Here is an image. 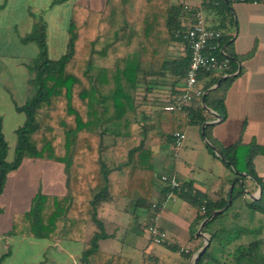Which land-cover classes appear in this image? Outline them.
<instances>
[{
  "label": "trees",
  "instance_id": "16d2710c",
  "mask_svg": "<svg viewBox=\"0 0 264 264\" xmlns=\"http://www.w3.org/2000/svg\"><path fill=\"white\" fill-rule=\"evenodd\" d=\"M51 1L50 9H54L71 0ZM209 1L206 12L213 17L211 28L223 34L221 47L232 61V75L227 79L202 75L198 86L206 95L207 108L225 120L226 95L240 71L232 52L237 28L232 5L237 0ZM186 5L174 0H106L102 11L75 5L67 51L56 61L49 55L48 23L43 15L33 16L32 31L20 42L35 45L39 55L26 66L33 76L29 81L31 97L24 106L15 104L25 123L16 132L11 163L0 116V197L9 176L27 160L62 166L67 193L64 197L38 194L31 211L15 218L11 237L83 243L81 264H124L100 251V242L108 239L100 209L131 202L137 210L146 211L153 223L161 209L156 195L162 184V177L155 172L156 151L174 146L175 134L189 127L203 130L208 122L202 102L165 111L167 106H177L191 66V49L181 22ZM179 45L185 52L175 57L173 50ZM208 131L207 127V139ZM213 146L234 178L224 183L217 201L192 184H186L190 193L179 197L197 210V227L225 210L205 225L203 234L210 246L197 264H264L263 229L253 228L256 218L264 216V180L255 165L258 157H264V147L241 142L230 148L218 143ZM208 150L217 158L210 147ZM242 175L255 184L253 190ZM258 189L262 198L249 200L247 194L253 196ZM168 193L165 187L159 202ZM90 227L95 232L87 241ZM245 239L250 241L244 243ZM9 256H2L0 264Z\"/></svg>",
  "mask_w": 264,
  "mask_h": 264
},
{
  "label": "crops",
  "instance_id": "0c3cea01",
  "mask_svg": "<svg viewBox=\"0 0 264 264\" xmlns=\"http://www.w3.org/2000/svg\"><path fill=\"white\" fill-rule=\"evenodd\" d=\"M41 1L0 0L1 25L9 30L13 28L20 30L23 34H30L34 25L33 16L40 15L42 12L39 8ZM21 2L25 4L24 21L13 23V20L17 18V11L21 12L17 10V5ZM174 3L195 5L194 0H174ZM232 13L237 25L232 52L239 60L240 71L235 75L236 79L226 95L227 118L218 122L214 115L207 112L206 124L210 125L207 140L212 146L213 143H218L225 148H230L238 142L244 146L256 143L264 147V4L234 2ZM207 19L208 25L212 27L213 17L207 14ZM14 41L19 42L16 37ZM173 52L175 57L183 56L185 47L176 46ZM168 87L170 85H167ZM2 91L7 92L5 88ZM161 93L165 94L166 91ZM193 128L199 129L201 133L203 131L198 127L187 128L182 133L186 136V141ZM179 155L180 153L177 157L175 156L173 146L158 149L154 159L156 174L159 177H176L186 184H192L197 191L210 200H219L224 183L233 179L234 176L220 178L218 188L214 189L208 183L196 178V170H193L192 164H186L187 172L179 171V167L176 168L175 165ZM208 157L214 156L209 153ZM255 165L259 177L264 180V157H258ZM27 177L34 181L30 192L27 191ZM254 187L255 184L248 179V189L253 190ZM164 189L165 186L159 184L156 190L157 202L161 204V209L157 220L154 221L167 234L170 245L163 247L169 249L172 254L164 255L153 249L150 251L154 244L145 230L152 224L149 222L150 216L146 211L137 210L131 202L108 204L100 209L99 218L108 236L107 240L99 244L103 254L120 258L124 264H134L137 254H141L144 258L142 264H191L195 261L197 254L206 244L205 239L198 236L200 227L194 229L199 214L181 198H170L166 195L165 199L159 202V196ZM40 193L52 197L66 195L64 168L58 164L27 160L18 171L9 176L4 193L0 197L2 210L0 213V258L10 255L3 264H14L18 255L23 257L22 264H81L83 243L36 240L9 235L15 218L29 213L34 199ZM256 193H259V189ZM90 228L87 241L92 239L89 238ZM93 229L94 234L95 228ZM190 254L192 258L188 259L187 256Z\"/></svg>",
  "mask_w": 264,
  "mask_h": 264
},
{
  "label": "rangeland",
  "instance_id": "374dc122",
  "mask_svg": "<svg viewBox=\"0 0 264 264\" xmlns=\"http://www.w3.org/2000/svg\"><path fill=\"white\" fill-rule=\"evenodd\" d=\"M50 2L51 0H42L39 8L42 11L40 15H43V18L49 25L48 46L50 59L56 61L63 57L67 51L68 29L73 6H90L95 10L102 11L105 8L106 0H71L68 4L54 9H50ZM24 5V2L17 5V10H21V12L17 11V18L13 20V23L24 21ZM27 35L29 34H23L20 30H14L13 28L9 30L0 23V116L4 120V134L10 147L8 160L10 163L15 158L17 145L16 132L25 123V116L16 113L15 104L24 106L31 97L29 81L33 76L26 66L32 63L39 55L38 48L35 45L25 46L20 43V40ZM14 37L19 40L18 43L14 41ZM4 88L7 90L6 93L2 91ZM189 134V138L185 141L184 148L180 152L179 159L176 161V168L179 167V171L183 173V171L187 172L186 164H192L194 166L193 170H196V178L217 189L220 178L233 177L232 171H230L223 161L217 158L214 159V157H208L209 150L203 140V131L201 133L199 129L193 128ZM189 174L191 173L189 172ZM26 181L28 182L27 191L30 192L34 181L30 177H27ZM252 197L258 199V194L255 193ZM196 224L194 225V229L197 228ZM260 227L263 229L261 238L264 239V216H258L253 225V228ZM93 231L94 229L91 227L89 232L90 239L93 236ZM249 241V239H245L244 243H248ZM152 249L164 255L172 254L169 249L163 246L154 245L150 251ZM143 259L141 254H137L133 263L142 264ZM22 262L23 257L18 255L14 264H22Z\"/></svg>",
  "mask_w": 264,
  "mask_h": 264
},
{
  "label": "built area",
  "instance_id": "2783aa9c",
  "mask_svg": "<svg viewBox=\"0 0 264 264\" xmlns=\"http://www.w3.org/2000/svg\"><path fill=\"white\" fill-rule=\"evenodd\" d=\"M194 1L195 5H186L184 7L181 19L182 34L191 49V66L187 76L185 91L178 98L177 106H167L165 108V111L170 113L175 112L180 107L203 101L205 95L198 86L202 75H219L224 79L232 75V61L221 47L223 34L213 30L208 25L206 7L210 1ZM237 2L253 5L264 4V0H237ZM217 53H220L221 57L215 55ZM174 138L173 151L177 157L184 147L186 136L177 133ZM161 183L168 189L170 198H179L183 194L190 193L186 183L176 177L163 176ZM191 193L196 195L197 191L193 190ZM202 214H205V209L202 210ZM157 217L158 215H156L155 221ZM155 221L145 229L148 236L156 246H169L170 242L167 234L156 225Z\"/></svg>",
  "mask_w": 264,
  "mask_h": 264
},
{
  "label": "water",
  "instance_id": "95a60500",
  "mask_svg": "<svg viewBox=\"0 0 264 264\" xmlns=\"http://www.w3.org/2000/svg\"><path fill=\"white\" fill-rule=\"evenodd\" d=\"M235 77H236V76H235ZM218 87H219V86H217L216 88H214L212 91L217 90ZM205 97H206V95L204 96V99H203V101H202V106H203V108H204L209 114L214 115L218 122L222 121V118H221L220 116L214 114L211 110H209V109L207 108V106H206V98H205ZM208 126H210V125H209V124H205L204 127H203V134H202L203 139H204L205 143L207 144V146L210 147L211 150L216 154V156H217L218 158H221L220 155H219V153H218V151H217V149H216L214 146H212V145L210 144V142H209V141L207 140V138H206L205 129H206ZM236 174H237V173H236ZM242 176L245 177V178H247V179H249L246 175H242ZM241 184L244 186L243 181H241ZM234 188H235V184H233V185L230 187V191H229V195H230L229 206L232 205V195H233ZM246 194H247V193H246ZM247 198H248L249 200L253 201V202H255V201H259V200L262 198V191H261V189H259L258 199H255V198H253L252 196H248V194H247ZM224 211H225V210H224ZM224 211H220V212H216V213H214V214L211 216V218H209L208 220H206V221H204V222L202 223V225H201V227H200V229H199L198 236H201L202 238H204L206 244H205V247H204V248H203V249L197 254L196 259H195V263H194V264H197V263L199 262V260L205 255V253L207 252V250H208V248H209V246H210V240H209V238L203 234V229H204L205 225L208 224V223H209L210 221H212L213 219H215V218L221 216V215L224 213Z\"/></svg>",
  "mask_w": 264,
  "mask_h": 264
}]
</instances>
